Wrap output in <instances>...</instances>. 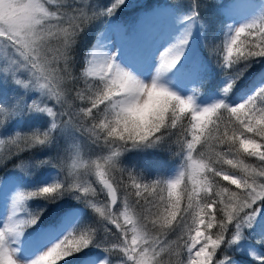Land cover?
Returning a JSON list of instances; mask_svg holds the SVG:
<instances>
[{
  "label": "snow or ice",
  "instance_id": "snow-or-ice-1",
  "mask_svg": "<svg viewBox=\"0 0 264 264\" xmlns=\"http://www.w3.org/2000/svg\"><path fill=\"white\" fill-rule=\"evenodd\" d=\"M78 2L79 0H11L10 12L18 13L23 22L10 24L8 29L0 33V44L6 49H14L18 54L12 57L7 67L4 68V73L8 74L4 77L11 79L16 85L26 90L31 88L39 95L54 100L55 104L62 109L59 115L68 117V126H74L77 130L82 129L90 133L92 144H98L103 139L102 147L111 149L106 157L107 166L117 173L112 176V180L124 190L123 210L117 215L107 204L101 207L92 199H87L90 194L96 196V190L90 184L85 186L79 180H74L67 185L53 182L50 186L49 184L42 185L38 190L28 193L19 191L13 200L9 222L0 228V264H40L41 254L30 262L19 261L16 255L17 250L12 247V244L24 235L25 229L34 227L38 223L44 210L31 212L28 214V219L17 221L15 219L17 205L22 200L31 197H44L50 202H55L68 194H72L77 200H83L88 207L94 209L105 220L110 221L119 229V234L112 233L105 227V239L103 240H94L95 231L92 229L81 232L79 238H76L73 233L79 227L74 228L43 252H47L45 260H52L55 257L52 264H58L61 259L66 260L69 256L93 244L108 245L105 246V250L109 254L118 250L126 257L127 264H185V249L187 250V264H213L217 249L225 244L226 247L221 250L223 258L217 257V264H234L233 257L229 255L228 250L247 239L245 229H251L261 211L264 210V184L256 183L255 176L248 174V165H245L242 160L228 157L233 155L234 149L237 156L239 149H243L248 155L259 156V159L264 161V152L258 151L264 148V144L246 136V133L252 134L253 137L264 141V87L259 88L243 103L234 106L224 100H218L210 105H200L197 103L199 94L195 90H192V94L188 96L180 94L176 107L171 108L167 120L158 129L148 132L142 141H138L135 137H130V139L133 146L143 143L145 147H154L169 142L170 138L175 135L181 152L187 150V160L182 169L183 176L163 182L164 189H160L161 182L159 181L153 185H141L134 177H130L131 185H128L122 179L125 170L117 169L116 166L122 152L129 147L127 143L129 137L113 130V127H118V124L109 117L108 113L111 112L112 116L118 120L126 103L139 95L138 92L130 94L118 87L122 79L130 77L131 74L137 75V73L132 67H125L119 61L118 53L110 54L105 50L98 37L97 44L86 57L87 67L81 76L72 74L70 52L77 33L81 31V24L85 19L96 16L112 17L116 8V5H113L104 12L93 11L89 17L82 9L75 6ZM117 3L125 6L127 0H117ZM197 17L198 13L193 10L191 15L185 19L192 20ZM259 21L257 24L254 19L235 29L229 25L223 44L219 47L210 46L211 55H218L221 49L224 50V64L220 66L235 68L236 65L245 64L239 72L231 75V79L223 89L226 96L232 91L244 71L251 67L253 62H258L253 58L264 57V14L259 17ZM65 23L69 27H63ZM253 31H255L254 40L246 45L242 42L243 50L237 47V55L233 58V46L237 45V40L246 32L252 36ZM100 36H103V33H100ZM50 38L57 41L52 51L57 57H63V63L59 64L58 75H41L40 73L44 72V66L37 55V45L45 39L49 41ZM190 38L191 32L188 31L176 44L160 53L159 64L153 75L155 78L165 80L169 73L176 71L177 79L184 80L198 70L193 65L188 71H177V66L185 57ZM95 69H102V71L95 72ZM35 70H39V75ZM23 73H30L32 78L28 80L17 78ZM88 77H99L100 83L89 81ZM81 79L84 81V87L75 89L74 99L90 103V106L73 108L69 99V93L73 89L67 85ZM100 105L104 107L101 108ZM65 106L70 111L65 110ZM24 111L46 113L52 118L50 129L42 133L45 138H48L50 132L59 127L58 113L47 104L41 106L35 101L27 105L20 101L13 106L0 104V113L9 118ZM188 112L191 114L190 119L188 124H184L183 119ZM178 128L180 131L173 133L172 130ZM189 132L190 139H188ZM16 135L19 136V132ZM39 135V133H34L31 141L44 145L46 140L40 139ZM240 136L245 138L239 139ZM237 141L239 142L238 147ZM201 144L207 148L211 156L216 157L215 165L211 169L207 167L205 159L198 155L201 151L197 154L198 159L193 156L197 145ZM218 146H227V150L217 151ZM224 165H229L231 168H225ZM95 167L100 183L111 197V204H115L117 187L105 178L106 172L101 170L102 165L96 164ZM234 169H239V171H233ZM21 171L30 175V172L23 168ZM241 172L244 175H241ZM255 175L264 177V167H261ZM185 177L190 181V186L185 184L186 203L181 208V197L177 204L173 193ZM221 180L230 182L241 191L237 192L227 186H221ZM129 189H134V191ZM149 189H151L150 192ZM158 189L167 190V198L159 195ZM79 192H82L83 196L77 194ZM144 192H149L154 199L144 198L143 204L140 199H132L142 197ZM217 206H219L218 209ZM245 209L251 211H245ZM217 210L222 213L219 220L216 216ZM120 217H123V223L119 222ZM229 226H232L234 231L226 240L225 234L229 232ZM214 227L218 228V231L213 239V236L208 233ZM129 233H131L130 238ZM169 233L175 234L174 240L167 239ZM55 235L56 232L53 231L50 238ZM161 236L166 239L161 241ZM257 243H264V235ZM193 250H195L194 255ZM164 254L167 255V260H164ZM258 260L264 264V257H258Z\"/></svg>",
  "mask_w": 264,
  "mask_h": 264
},
{
  "label": "rangeland",
  "instance_id": "rangeland-1",
  "mask_svg": "<svg viewBox=\"0 0 264 264\" xmlns=\"http://www.w3.org/2000/svg\"><path fill=\"white\" fill-rule=\"evenodd\" d=\"M90 1L91 0H79L78 3H75V6L82 9L85 15H87L88 14L87 10L89 9L88 6L90 4ZM141 1L142 2L140 3V5H144V3L148 5L150 3L157 4V2L160 0H141ZM161 1H163V3L154 5L150 9H145V10L143 9L141 11H138L134 16H132V18H127V16L124 15V11H122V8L119 7L121 10L119 9L118 11L114 12V15L111 17L112 20L109 22V25L105 30H102L100 33H103L104 35V33L107 32L108 30L121 28L122 29L121 32L123 36L122 38L129 39V37L133 35L137 27L138 21H141V19L145 15L147 14L152 15L158 11H162L163 13H165V15L168 16V19L171 20L170 25L177 34L178 32L180 34V30L183 27H186L185 26L186 24H189V27L191 28L190 45L194 49V54H191L190 58L184 64H182L177 69V71H188L193 67V65H195L198 70L195 73L191 74L189 78L184 80L177 79V72H175L170 79L166 78L167 80L166 79L165 80L179 94L183 96L191 95L192 90H195L199 94L197 103H199L200 105H210L218 100H224L226 102V96L223 92V89L227 86L230 80L229 78L226 79L223 85L221 86L220 89L222 90V92L220 91V94H211L205 92L203 89L204 84L202 83L205 82L207 79L206 77L210 71V65L208 64V61H206V59L201 56V53L197 49V44L205 37L204 31L206 27L201 22H199L197 18L192 20L185 19V17L191 15L193 10H195L196 6L191 2L185 3L184 0H161ZM220 1L223 6L222 14L225 16L224 20L226 23L224 24L223 27H221L217 31V33H215V36L216 35L222 36L221 37L222 44L224 41L225 33L228 31L229 25H231L232 28L235 29L246 23L251 22L254 19H256V23L259 24L260 22L259 17L262 14H264V0H219V2ZM180 24L182 25L181 29H180ZM62 26L65 28L69 27L67 23H65ZM100 33L96 36L93 45L86 52L84 58L85 68L87 67L86 57L90 55L93 47L96 45L97 38L102 37L100 36ZM244 34H246L249 38L247 32ZM244 34H242L240 38H242ZM253 35H255V33H253ZM194 36L195 37L197 36L196 44L194 42ZM240 38L237 40V45L233 46V50L234 48L237 49V47L242 48V43ZM247 40L248 39H246L243 42V44H245ZM48 43H51V45L56 46L57 41L50 38ZM74 44L72 45V47L74 46ZM190 45H189L188 53L191 52ZM15 55L18 54L15 53L14 49L9 50L6 49L4 46H0V104L8 106L7 100L10 99L14 105L18 101H20L25 105L30 97L35 96L36 98L34 99V101L36 103L41 104V106L47 104V106L53 107L54 111L58 113L57 117H61L59 115V113L61 112V110L59 109V105H56L54 100L39 95L38 92L33 91L31 88L26 90L21 86L16 85L11 79H5L4 76H7L8 74H5L3 70L5 67H7L9 60ZM49 55H51V53H49ZM62 63L63 61L60 62V64ZM35 71H37V75H39V70H35ZM139 76H143V74H140ZM17 78L22 80H28L31 79L32 77L30 73H23V74H19ZM87 79L95 83H100L99 77H88ZM80 82L84 86L83 79H81ZM261 87H264V80H262L257 86H254L251 92L245 94L241 98V100L239 102L234 103V105L243 103L249 97L253 96L256 93V91ZM75 103L78 104L79 107L90 106V103H85L79 100H76ZM100 107L103 108L104 106L100 105ZM93 111L95 113L96 110L94 109ZM185 115L189 120L191 115L190 112H188ZM33 117L36 118L46 117V119H48V123L51 124L52 118L48 117L46 113L44 114V113L34 112ZM7 120L9 121L11 120L10 121L11 126H8L9 130L7 129L8 130L7 133L8 134L11 133V136H13V139L10 138L9 144L10 146H15L17 145L16 141L19 138H21V134L23 133V127H24L23 123H25L24 117L22 116V114H19L12 118H9L7 115L0 113V125H3V123ZM55 131L56 133L52 135L53 139H48L39 135L40 139L46 140V143L44 145L33 143L30 140L31 145L27 146L28 145L27 144L25 146L26 150H24V152L29 151V153L26 154V156L31 157L33 151V155L37 161L36 166L44 165V167L41 170L40 169L38 170L39 171L38 173L36 170L33 171L32 169L33 162L27 161V163L20 164L19 165L20 167H14L12 170L10 169L7 176L2 181L1 183L2 185L0 187V228H3L5 226L4 222L2 221L3 220L2 208L6 196L5 191L7 187L11 189V191H14L15 195L19 191L28 193L31 192V190L27 188V185L30 182L34 183V186L38 189L42 185L49 184L48 186H50V184H52L53 182H59L61 184L67 185L69 183H72L74 180H79L83 182L85 186L90 184L91 187L96 190V196H92L90 194L87 197V199H92L93 202L98 203V206L101 207H104L107 204L110 207L111 211L116 213L117 215L119 214L120 211L123 210L124 190L119 186H117L116 183L112 180V176L116 175L117 173L115 170H111L107 166L106 157L110 154L111 149L102 147L104 143L103 139H101V141L98 144H92L90 141V133H87L82 129L77 130L74 126L71 127L68 126L67 121L59 124V127ZM17 132H19L20 134L19 136L16 135ZM181 139L183 138L181 137ZM174 140H176V138ZM159 147H144V148L130 149L129 151L123 152L122 155L119 157V163L117 164L116 167L117 169L122 168L124 170L127 169L129 170V168L127 167L128 164L123 160V157L125 155L133 156V154L139 155L138 162L146 164L150 162V157L155 156V153L159 150ZM7 149L8 147L3 149V147L0 144L1 154H3V151ZM180 153L181 156L183 157L182 162L177 165L173 164L171 168H169L170 169L169 173L166 176V178H164L165 179L164 182L175 179V176L177 175L178 171L182 170L183 167L185 166V162L187 160V150L185 149L183 153L182 152ZM193 156L195 157V152L193 153ZM143 161L146 162L144 163ZM38 162H42V163L38 164ZM96 164H100L103 166L101 170L106 172L105 178L108 179L110 182H113L114 187H117V201L113 207L111 205V201L107 194V189H104L103 185L100 183L99 176L97 175V169L95 167ZM22 168L30 172V175H26L23 171H21ZM259 171L254 172L256 183L264 184V177L255 175V173H258ZM136 173L137 175H133L131 172L125 171L123 173L122 179L128 185H131L130 177H134L136 181L141 185L144 184L149 185L150 182H147L146 178H144L145 175L144 173H142V169L136 170L135 174ZM184 182L185 179L184 181L181 182V184L175 190L173 195L177 194L178 192L181 193L180 190ZM129 190L134 191V189H129ZM77 194L83 196L82 192H79ZM140 198L133 197L132 199L134 200ZM32 199L33 197L28 198L26 200H22L18 204L19 213L18 216L15 217L17 221L28 219V214L33 212L32 209L30 210L27 209V206L30 205ZM41 199H42L41 202L44 201V203L47 204V206L45 205L44 206L46 210L49 211L50 213L47 214L46 216L47 218L45 222H41V218L44 217V215L43 214L40 215L38 223L34 227H29L25 229L26 232L22 236V238L24 239L28 238L30 240L29 243L33 244L32 247H34V245L37 243V239H36L37 235H40L42 232H47V231L56 232V235L52 238V244L56 240H59L67 232L77 227L79 228L73 233V236H75L76 238H79L81 232L87 231V229H92L95 231V235L93 239L103 240L105 239V235H104L105 227L110 229L112 233L119 234V229H117L115 225L111 224L110 221H107L103 217H101L99 213L95 212L94 209L88 207L83 200L75 199L72 194L65 195L62 199H59L56 202H50L44 197H42ZM249 210L250 209H245V211H249ZM74 211H79L80 216H77L75 219H73L70 224H66L65 219ZM261 214L262 211L259 216H261ZM10 216L11 215L8 214V218H10ZM119 222L123 223V217H120ZM130 236L131 233H129V238ZM173 237H175V234L169 233L167 239L174 240ZM214 238L215 237L213 236V239ZM165 239L166 238L164 236L160 237L161 241H164ZM39 242H41V239H39ZM70 242H71V238H70ZM105 246H96L95 244H93L92 246L85 248L83 251L78 252L75 255L69 256L66 260L61 259L58 262V264H82V262L85 259L92 257L95 254L102 255L104 259L103 264H127L126 257L122 253H120L118 250H114L113 254H109V252L105 250ZM46 248L43 247L41 249V254L46 250ZM194 251L195 250H193L192 253L193 255H194ZM220 252H221V248L217 249V253L220 254ZM214 258H213V264H214ZM185 264H187V260L185 261Z\"/></svg>",
  "mask_w": 264,
  "mask_h": 264
},
{
  "label": "trees",
  "instance_id": "trees-1",
  "mask_svg": "<svg viewBox=\"0 0 264 264\" xmlns=\"http://www.w3.org/2000/svg\"><path fill=\"white\" fill-rule=\"evenodd\" d=\"M185 3H193L196 8L195 11L198 13V21L201 22L205 27V37L203 40H201L198 43V48L203 57L208 61L210 65V71L207 75V79L205 82H203V89L205 92L211 93V94H220L221 86L223 85L224 81L226 79H231V75L239 72L242 68L245 67V64L236 65L235 68H228V67H222L220 65L224 64V55L225 52L223 49H221L220 53L218 55H211L210 54V46L216 45L217 47L222 45V36L216 35L217 31L224 26L226 23L224 20V16L222 14V3L219 0H184ZM142 1L141 0H127V3L125 6H120L117 3V0H91L90 4L88 6L87 15L91 16L93 11H101L104 12L107 10V8L112 7L113 5H116V8L114 12L118 11L120 8H122V11H124V15L127 16V18H132L138 11L150 9L153 7L154 4H145L140 5ZM163 1H158L157 3H162ZM120 7V8H119ZM121 10V9H120ZM122 13V12H121ZM130 16V17H128ZM112 20L111 17H107L104 15L96 16L91 19H85L84 22L81 24V31L77 33V36L75 38V44L71 49V72L75 76H80L83 69L85 68L84 58L86 55V52L88 49L93 45L96 36L106 28L108 23ZM128 20V19H127ZM101 23V24H100ZM253 33H255L253 31ZM255 38V35L248 36L244 34L241 39V43L244 42L246 39V44H250ZM259 43V41H256ZM243 50V47L241 48ZM237 55V49L234 48L233 50V58H235ZM254 61L251 64V67L247 68L246 71H244L242 77L237 81L232 91L226 96V102L230 105L234 106V103L239 102L241 98L251 92V90L254 88V86H257L262 80H264V57L261 58H253ZM82 85V86H81ZM67 87H71L73 91L69 93V99L73 104V108L79 107L78 104L75 103V89L77 87H84L83 84L78 81L75 83L68 84ZM224 96V97H225ZM36 97H30L27 101V104H31ZM9 100V101H8ZM7 100L8 106H13L14 104L10 99ZM9 102V103H8ZM59 109L62 111L61 107L59 106ZM59 110V111H60ZM65 110L67 109V106H65ZM24 117V127H23V133L21 134V138H19L16 141L15 146H10L9 140L10 138L13 139V136H11V133L8 134L9 127L11 126V120H7L3 123V125H0V144L3 147V149L7 148V150L3 151V154L0 153V187L2 181L5 179L7 174L9 173V170L13 169L14 167L19 166L20 164L27 163V161H32V169L33 171L36 170L37 173L38 170L42 169L44 165H37L36 166V158L33 155L31 157L26 156V154L29 153V151L24 152L25 146H30V137L33 136L34 133H40V136H43V132L48 131L50 129V124L48 123V119L46 117H33L34 112H27L24 111L21 113ZM187 114V113H186ZM226 115V114H224ZM52 120V119H51ZM68 120L67 116H61L57 117V121H59V124L62 122H65ZM50 121V120H49ZM188 118L185 115L183 119L184 124H188ZM13 126V124H12ZM8 129V130H7ZM173 133H178L180 129H173ZM56 133L55 130L50 132V136L48 139H53V136ZM239 135V134H238ZM246 136L252 139H256L258 142L264 144V141H261L258 137H253L252 134H247ZM44 137V136H43ZM176 136H172L170 138V141L161 145L159 147V150L155 153V156L150 157V162L143 164L141 162H138L139 155L133 154L132 155H125L123 157V160L128 164L129 171L133 175L135 174L136 170L142 169V173H144V178H146L147 182H150L149 185H153L156 182H161L160 189H164V178L169 173V168L171 166L177 165L182 162L183 157L181 156V150L180 145L176 143V140H174ZM183 138V137H182ZM191 138L190 132L188 133V139ZM244 136H240L239 139H244ZM239 146V142L237 141V147ZM203 145H197V150L195 152V157L198 159V153L201 151ZM29 150V149H28ZM217 151H226L227 146H218L216 148ZM251 150V149H250ZM235 149L233 151V155H230L229 159H236V160H242L245 165H248V174L254 176L255 171H259L261 167H264V161H261L259 159V156H250L246 152L243 151V149H239V155L237 156L235 154ZM258 151L264 152V148L259 149ZM144 163L146 161H143ZM148 165V167H147ZM225 168H231L229 165H224ZM136 168V169H135ZM134 170V171H132ZM124 171V172H125ZM233 171H239V169H234ZM241 175H244L243 172L240 173ZM219 179V178H218ZM185 184H188L190 186V181L188 178H185V182L183 183V186L181 188V193L178 192L179 196L181 197V208L184 207L186 200H185V193L184 188ZM221 186H227L233 191H241L240 189H237L235 185H231L228 181H222L221 180ZM27 188L31 191L38 190L34 183L30 182L27 185ZM158 189V194L163 195L165 198H167L168 192L167 190L160 191ZM151 189H149V192ZM149 192H144L143 196L140 198L141 204L144 202V198H147L149 200L154 199L152 195L149 194ZM177 194L173 195V198ZM42 197H33L32 201L30 202V205L27 206V209H32L33 212L43 209V215L44 217L41 218V222H45L46 216L49 211L46 210L45 206L47 204L44 203V201L41 202ZM48 202V201H46ZM56 202V201H55ZM259 204V203H258ZM43 205V206H42ZM45 205V206H44ZM255 207V206H254ZM219 206H217V209ZM162 210V206H161ZM251 211V210H249ZM243 215V213H241ZM217 220H219L222 216V213L218 210L216 211ZM88 230V229H87ZM218 231V228H213L209 230V234L213 235L215 237V233ZM234 231V228L232 226H229V232L225 234V239H229L231 237L232 232ZM245 233L247 236V239L241 241L239 244L233 246L228 250L229 255L233 257L234 264H261V262L258 260V257H264V243H257V241L261 238L262 235H264V210H262L261 216L257 217L256 223L251 229H245ZM175 239V237H173ZM226 247L225 244L221 246V250ZM187 250L185 249L184 253V259L187 260ZM217 257L222 259L223 254L222 251L217 253V256L214 258V264H217ZM164 260H167L168 257L166 254H164Z\"/></svg>",
  "mask_w": 264,
  "mask_h": 264
},
{
  "label": "clouds",
  "instance_id": "clouds-1",
  "mask_svg": "<svg viewBox=\"0 0 264 264\" xmlns=\"http://www.w3.org/2000/svg\"><path fill=\"white\" fill-rule=\"evenodd\" d=\"M11 7V0H0V33L8 29L10 24L23 22L18 13L10 12ZM0 46L3 45L0 44ZM53 47V45L48 43L47 39L37 45V55L40 58V63L44 66V72L40 73L41 75L59 74V64L63 57H57L56 53L52 51ZM94 71L100 72L102 69H95ZM118 87L130 94L138 92L139 95L134 96L126 103L118 120L112 116L111 112L108 113L109 117L118 124V127H113V130L124 134L125 137H129L127 140L129 147L126 151L144 148L143 143H140L139 146H133L130 137H135L138 141H142L148 132L158 129L167 120L171 108L176 107L180 94L164 79H157L154 76L150 79H145L142 76L131 74L130 77L122 79ZM198 155L205 159L209 169L215 165L216 157L211 156L206 147H203ZM182 176L183 171L180 170L175 178ZM179 200L180 196L177 194V204H179ZM46 255L47 252L40 255V264H52L55 257L52 260H45L44 257Z\"/></svg>",
  "mask_w": 264,
  "mask_h": 264
},
{
  "label": "bare ground",
  "instance_id": "bare-ground-1",
  "mask_svg": "<svg viewBox=\"0 0 264 264\" xmlns=\"http://www.w3.org/2000/svg\"><path fill=\"white\" fill-rule=\"evenodd\" d=\"M244 9V8H243ZM167 17V18H166ZM171 20L162 11H158L152 15H145L129 39H123L122 29L116 28L108 30L100 37V44L109 53H118L119 61L125 67H132L137 75L143 74L142 77L150 79L155 73V69L159 64V55L166 48L176 44L183 38L188 31L191 32L189 24L182 28L180 24V34L172 29ZM174 27V26H173ZM191 41V38H190ZM190 41L185 53L184 59L181 61L177 69L184 64L191 54H194V49L190 45ZM194 42H197V36H194ZM97 44V43H96ZM189 45L191 52L188 53ZM193 49V50H192ZM139 59V61H138ZM169 73L166 78L170 79L174 73ZM165 78V79H166ZM167 80V79H166ZM165 80V81H166ZM18 215H15L17 217ZM80 216L79 211H74L66 219V224H70L73 219ZM53 231L47 232L43 237V241L37 242L34 247L26 239L20 237L12 244V247L17 250L16 255L19 261L30 262L41 254L43 247H49L52 244V238L49 237ZM104 259L101 254H95L89 257L84 264H103Z\"/></svg>",
  "mask_w": 264,
  "mask_h": 264
},
{
  "label": "water",
  "instance_id": "water-1",
  "mask_svg": "<svg viewBox=\"0 0 264 264\" xmlns=\"http://www.w3.org/2000/svg\"><path fill=\"white\" fill-rule=\"evenodd\" d=\"M109 199H110V201H111V197L109 196ZM117 201V200H116ZM112 205V207L115 205V204H111Z\"/></svg>",
  "mask_w": 264,
  "mask_h": 264
}]
</instances>
